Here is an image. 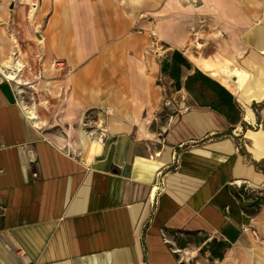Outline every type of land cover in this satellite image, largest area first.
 Returning <instances> with one entry per match:
<instances>
[{"label":"crops","instance_id":"crops-1","mask_svg":"<svg viewBox=\"0 0 264 264\" xmlns=\"http://www.w3.org/2000/svg\"><path fill=\"white\" fill-rule=\"evenodd\" d=\"M146 1H17L34 6L40 26L27 80L50 114L34 124L25 94L21 102L13 83H0V264H185L178 237L225 242L223 260L247 245L251 202L234 193H264V155L239 150L236 139L255 120L240 113L232 126L192 102L163 133L150 128L164 90L142 14L161 0ZM241 1L223 0L240 16L232 29L226 15L218 33L228 47L236 35L248 63L264 61V0H244L245 9ZM52 59L64 62L61 74ZM70 126L97 138L99 151L56 146L48 133L66 136ZM242 136L264 144L263 130Z\"/></svg>","mask_w":264,"mask_h":264},{"label":"rangeland","instance_id":"rangeland-1","mask_svg":"<svg viewBox=\"0 0 264 264\" xmlns=\"http://www.w3.org/2000/svg\"><path fill=\"white\" fill-rule=\"evenodd\" d=\"M141 1L143 2L144 0ZM149 1L150 0L146 1L147 6ZM169 1L173 0L158 1L154 6H149L147 7V10L142 12V14H146L149 19L146 20L147 30H145L150 37V42H152V45L150 44L149 54L157 61V64L166 55L174 50H178L190 62L192 67L199 69L206 75H208V72L200 67V61L208 60L216 66H220L225 60H228L231 62L232 68L248 72L249 75L255 78L254 80L256 83L264 81V61L256 58L253 59L250 64L247 62V59L242 58V56H234L228 47L226 36H220L218 33L222 27V22L225 24L229 22L226 19V15L228 14L230 17L229 26L233 29L234 22H232V18L236 20V18L240 16L239 12L223 2V0H205L207 7L200 11H195L200 21V23L194 27L195 31L189 35L188 40L184 42L182 46H174L168 40V32L169 27L172 26L170 18L172 17V14L176 13V9L166 7V3ZM179 3L183 7L190 5L195 7V9L203 5L200 0H179ZM241 3L245 9V1L242 0ZM19 5L21 4H19L17 0L10 1L7 4L4 0H0V35H6L5 39L6 41L8 40L4 44L5 47H1L4 48L0 51V57L7 59L9 56L13 57V53L15 55L20 53L21 61L24 62L25 65L21 72V77L23 81H26L30 77V70L32 75H35L33 73L36 68V62L33 58L38 50V48H36L37 44L40 45L41 43L38 40V30H40V26H36L33 19L34 14L32 16L29 15L31 7L28 5L26 9H23L22 5ZM141 18L145 19L144 17ZM18 19L21 22L20 25H18ZM11 37H14L16 40L17 47L14 46L10 48L11 43L9 39ZM214 79L223 85L221 80L218 78ZM37 83L38 82L30 81L22 87V90L25 92L26 100L24 106L25 108L35 110L36 114L42 117L45 114H50V107L44 105L45 101L41 96L42 94H40L38 100V90H34V86L37 85ZM156 83L164 90V99L162 106L159 108L158 119L154 123L153 131L163 133V131L170 126L169 117L173 116L176 118V115H179L178 112H185L188 109V106L192 104V101L184 90L175 92L168 80L160 73L156 79ZM228 89L243 117L250 114L255 120L254 123L241 128L239 136L236 139L239 144V150H248V152L255 153L256 157L263 156L264 144L261 141L249 140L247 137H243L242 133L246 131H248V133L258 130L264 131V121H262L260 115V109L264 106V98L260 102L251 101L252 90L248 82L244 84L239 93H234L233 88ZM48 97H46V95L44 96L45 99H48ZM34 100H36V103ZM52 100L55 101L54 99ZM39 101L41 106L38 107L37 104ZM33 105H35V109ZM44 118L47 119L46 116H44ZM248 122L250 121L248 120ZM87 131L90 132L89 130ZM247 136L250 137L249 134ZM249 190L236 188V193H234L240 194L241 197L237 195L239 199H246V201L251 202V204L256 201L257 198H263V202L258 207L253 208L249 205L244 208L245 219L249 224L246 231L248 236V240L246 241L247 245H245L239 252H235L232 257H225L224 260L222 259L223 261H219L211 260L207 251H201L200 249L203 245L195 244V239H188L190 243L186 247L191 250L187 249L184 251L183 249H179V254L183 256L185 264H264V231H260L256 227L258 222L264 224V212L261 214L259 213L257 216L258 218L252 220L255 214H258V212L262 210L264 205V195H260V193H264L263 191L258 192L252 191V189Z\"/></svg>","mask_w":264,"mask_h":264},{"label":"bare ground","instance_id":"bare-ground-1","mask_svg":"<svg viewBox=\"0 0 264 264\" xmlns=\"http://www.w3.org/2000/svg\"><path fill=\"white\" fill-rule=\"evenodd\" d=\"M13 0H4L7 4ZM21 2V0H17ZM203 5L196 8L193 6L183 7L179 3V0H173L166 3L167 8L176 9V13L172 14L170 18L172 22V26L169 27L168 32V40L174 46H182L184 42L188 40L189 35H191L195 31V26L200 23L198 15L195 11L202 10L207 7V3L205 0H200ZM34 6L29 13L30 16L34 14ZM146 17V15H144ZM225 31V30H224ZM221 36L222 33H219ZM10 48L16 47V40L14 37L10 39ZM41 38H39V42H41ZM229 42V48L233 51V55L236 57H240L243 52H245L246 47L239 41L236 35L229 34L227 38ZM8 41V40H7ZM4 36L0 35V48L4 46L7 42ZM14 54V53H13ZM12 54V55H13ZM15 55V54H14ZM200 67L208 72V75L211 78H218L223 82V87L229 90L228 88H233L234 93H239L244 84L246 82L249 83V86L252 90V98L255 102H260L264 97V81L261 83H256L255 78L249 75L248 72L236 68L231 67V62L225 60L220 66H216L212 62L208 60L200 61ZM24 67V62L21 61V54H17L16 57L9 58H0V73L8 78L9 80L18 84V88L21 85H26L27 82L23 81L21 77V71ZM24 110L28 114L31 121L36 125H41L42 122L37 116L35 110L28 109L24 107ZM260 115L264 120V106L260 109ZM71 125V124H70ZM63 130L66 136H62L55 133H48L49 138L61 149L69 148L72 151H77L82 148L83 143H88L89 149L93 152H98L101 146V142L97 138H89L91 137L86 131L80 128H65ZM148 135L147 133H145ZM240 185V184H239ZM232 253H228L227 257L231 256Z\"/></svg>","mask_w":264,"mask_h":264},{"label":"trees","instance_id":"trees-1","mask_svg":"<svg viewBox=\"0 0 264 264\" xmlns=\"http://www.w3.org/2000/svg\"><path fill=\"white\" fill-rule=\"evenodd\" d=\"M159 71L170 83L175 92L184 90L192 102L198 106L209 107L217 113L223 115L230 125H236L241 121L240 111L234 101L232 94L220 85L216 80L204 74L199 69L192 67L183 54L174 50L159 61ZM154 124L151 125L153 130ZM234 197L239 200L237 194ZM263 202V198H257L251 207H258ZM190 237L175 238L179 249H184L190 243ZM195 239V244H200L204 240ZM228 244L211 240L203 244L201 251H207L211 260H222Z\"/></svg>","mask_w":264,"mask_h":264},{"label":"built area","instance_id":"built-area-1","mask_svg":"<svg viewBox=\"0 0 264 264\" xmlns=\"http://www.w3.org/2000/svg\"><path fill=\"white\" fill-rule=\"evenodd\" d=\"M50 67L54 70H56L59 74L62 73V71L66 68L65 64L63 61L61 60H57V59H52L50 61ZM31 80H35V79H30V80H26V82H30ZM1 82H8V83H13L14 86H15V90H16V93L17 95L19 96V100L21 102H23L24 100V97L23 95L25 94L24 90H22V87H24V85H21L20 88H18V84H16L15 82L9 80L8 78H6L5 76L1 75L0 77V83ZM29 84V83H28ZM25 102V101H24Z\"/></svg>","mask_w":264,"mask_h":264}]
</instances>
